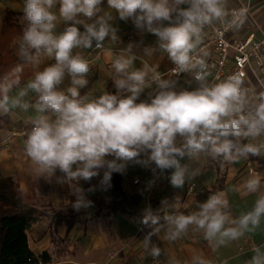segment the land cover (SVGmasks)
<instances>
[{"label": "clouds", "instance_id": "1", "mask_svg": "<svg viewBox=\"0 0 264 264\" xmlns=\"http://www.w3.org/2000/svg\"><path fill=\"white\" fill-rule=\"evenodd\" d=\"M104 3L105 0H23L26 27L19 42L20 55L30 58V50L37 53L43 50L54 57L55 63L37 72L14 97L9 93L19 84L18 76L0 85V116L10 115L17 108L27 111L30 105L24 102V97L29 92L38 96L37 115L30 118L32 127L23 141V151L36 166L34 171L38 175H54L59 171L66 179L91 182L101 177L102 172L99 183L107 190L113 173L124 174L130 165L142 168L154 165L161 172L174 169L170 182L180 187L187 173L180 158L186 154L208 152L230 162L249 154H262L264 145L241 146L227 137L255 138L264 133V93H260L261 102L256 105L254 115L240 114L246 102L245 74L234 72L209 84L206 60L193 56L204 26L225 17L222 0H106L107 10L101 7ZM57 4L58 13L52 10ZM245 15V9L233 13L239 24H243ZM58 20L65 25L59 33ZM114 20L131 21L141 32L154 34L159 47L176 65L173 73L179 76L194 72L198 87L176 91V81L162 79L147 64L135 69L136 57L122 55L112 61L117 75L116 93L105 92L97 99L81 97L79 90L88 82L90 63L80 54L74 55L73 50L91 48L93 40L100 48L106 37L115 41L118 28ZM131 47L125 52L130 53ZM145 52L150 55L152 49ZM65 73L71 77V86L58 91ZM153 83L154 93H149L148 100H141V94ZM46 112L54 118L45 115ZM178 139L182 140L180 146ZM259 183L258 178H250L245 188L254 192ZM76 192L74 207L89 206L83 189L77 188ZM227 208L228 201L220 193L199 205L195 214L166 217L175 226L170 238H177L195 224L205 231L208 239L218 234L237 239L242 230L259 225L264 215V196L256 201L252 211L237 220L224 211ZM158 223L159 218L146 211L142 224L150 227ZM228 224L235 226L226 227ZM158 231V227L154 228L145 237V246ZM159 251L153 248L152 254L157 256ZM251 264H264L259 252Z\"/></svg>", "mask_w": 264, "mask_h": 264}, {"label": "crops", "instance_id": "2", "mask_svg": "<svg viewBox=\"0 0 264 264\" xmlns=\"http://www.w3.org/2000/svg\"><path fill=\"white\" fill-rule=\"evenodd\" d=\"M246 3L250 4V17L257 24V38H264V0H222V7L228 11ZM101 7L107 10L106 0ZM180 7L186 8L187 5ZM22 8L23 0H0V49L11 50L18 55L22 35L20 27L15 24L26 27ZM58 8L57 4L52 10L58 13ZM8 12L17 13L20 17L11 20L9 24ZM113 24L118 28L115 41L106 37L99 50L95 49V40L91 48L73 50L74 55L80 54L90 63L86 77L88 82L79 90L81 97L97 99L105 92L116 93L117 75L112 61L119 56L134 55L135 69H142L147 64L150 70L165 71L174 65L168 54L159 47L158 38L154 34L141 32L131 21L114 20ZM64 27V23L58 20L57 33L62 32ZM79 28L81 32L84 31L83 25ZM245 33L244 24L234 30L237 35ZM129 45L132 46L131 52L126 53ZM145 49H152L151 54H146ZM54 63V57L41 50L33 64L32 76L25 83L13 87L9 95L16 96L37 72ZM151 74L150 71L149 76ZM170 81H176V91H192L198 87V83L188 76ZM7 82L10 81L4 83ZM70 86L71 77L65 73L57 90L66 91ZM155 89L156 84L153 83L151 88L145 89L140 99L148 100L149 93H154ZM37 100L38 96L29 92L24 97V102L30 105L27 111L17 108L10 115L0 116V142L11 138L8 148L0 152V177H12L28 205L41 212L27 231L31 252L35 256L43 253L48 255V262L39 264H147L153 248L160 250L163 264H247L252 262L258 252L264 259V215L257 227L253 229L250 225L248 230H242L243 234L237 239L221 237L219 234L208 239L205 231L195 224L189 225L177 238L171 239L170 234L175 231V226L168 220H162L164 215L176 217L195 214L200 210L199 205L220 193L228 201V208L224 211L232 220L252 211L256 201L264 196V150L260 156L249 154L247 158L241 157L236 162L226 161L222 156L213 157L208 152L192 156L186 154L180 158V164L187 166L185 182L180 187H174L170 182L174 169H169L166 179L154 187L135 185L134 179L146 180L156 168L154 165L151 168L130 165L124 174L113 173L111 187L103 190L99 183L102 172L101 177L85 182L66 179L59 171L47 176L38 175L34 171L36 166L23 151V141L27 134L20 132L31 124L30 118L37 115ZM260 102V98L246 93V102L240 114L246 117L254 115L256 105ZM45 115L54 118L51 113L46 112ZM17 132L19 134L14 136ZM258 137L264 141V133ZM227 139L242 146L250 138L230 135ZM181 144L182 140L178 146ZM250 178H258L260 181L254 192H248L245 188ZM192 182H196L206 192L219 184L221 190L196 197L186 192ZM77 188L83 189L84 199L90 202L89 206H81L79 209L74 207L78 197ZM89 188L95 190L89 192ZM148 210L159 218L158 225L149 227L142 224ZM229 226L235 225H226ZM141 227H144L143 232H140ZM157 227L159 231L151 235L145 246V237ZM251 241L259 247L250 250Z\"/></svg>", "mask_w": 264, "mask_h": 264}, {"label": "built area", "instance_id": "3", "mask_svg": "<svg viewBox=\"0 0 264 264\" xmlns=\"http://www.w3.org/2000/svg\"><path fill=\"white\" fill-rule=\"evenodd\" d=\"M240 9L246 10L244 17V26L246 33L244 35L234 34V30L240 24L235 20L233 13H238ZM250 4H241L228 11H225V17L220 20H214L211 24L205 25L201 34V42L197 50L193 53L194 58H204L208 64V83L213 84L219 82L220 79L226 78L234 72H243L244 84L243 88L247 90L246 93L255 95L260 98V93H264V38H257L256 36V22L250 17ZM103 47V45H102ZM97 48L95 45V49ZM176 65L165 71H155L161 75L162 79L178 80L183 77H190L195 80L194 72L182 73L179 76L173 73ZM198 83V82H197ZM139 102V101H138ZM32 125H28L20 134H27ZM19 132L14 133V136ZM10 137L0 142V152L7 149L10 144ZM180 140L178 139V142ZM247 143L255 145H264V141L259 137L250 138ZM264 150V149H262ZM169 173V170L161 172L156 169L151 176L146 180L140 178L134 179L135 185H145L154 187L157 183L164 181ZM187 194L196 197H202L207 194L206 190L199 187L196 182H192L187 186ZM166 217H173V215H164L163 221ZM144 231V227L140 228V232ZM259 245L253 241L250 242L249 249L255 250ZM147 264H163L161 254L151 257ZM247 264H251L248 262Z\"/></svg>", "mask_w": 264, "mask_h": 264}, {"label": "trees", "instance_id": "4", "mask_svg": "<svg viewBox=\"0 0 264 264\" xmlns=\"http://www.w3.org/2000/svg\"><path fill=\"white\" fill-rule=\"evenodd\" d=\"M19 14L8 12L7 21L16 20ZM20 33L23 35L22 25ZM41 52V51H40ZM30 50L29 56L15 54L11 50L0 49V85L6 80L19 77L17 87L33 74V64L40 55ZM19 68V72L15 69ZM221 190V184L210 188L207 195L215 194ZM41 212L28 205L26 198L20 190L18 183L10 176L0 177V264H39L47 263L48 255L43 253L35 256L28 246L27 231L31 224L37 221Z\"/></svg>", "mask_w": 264, "mask_h": 264}]
</instances>
